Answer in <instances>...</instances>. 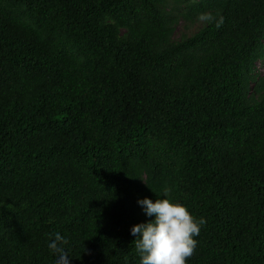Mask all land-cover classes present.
Here are the masks:
<instances>
[{
  "label": "trees",
  "instance_id": "1",
  "mask_svg": "<svg viewBox=\"0 0 264 264\" xmlns=\"http://www.w3.org/2000/svg\"><path fill=\"white\" fill-rule=\"evenodd\" d=\"M165 1L0 0V264H139L162 197L187 264H264V0H173L213 17L178 44Z\"/></svg>",
  "mask_w": 264,
  "mask_h": 264
},
{
  "label": "clouds",
  "instance_id": "2",
  "mask_svg": "<svg viewBox=\"0 0 264 264\" xmlns=\"http://www.w3.org/2000/svg\"><path fill=\"white\" fill-rule=\"evenodd\" d=\"M202 22L213 19L208 14L197 17ZM223 23L221 17L218 24ZM149 222L140 223L130 228V235L136 237L135 248L139 255V264H187L194 254L202 227L206 220L195 218L188 208L181 203H173L166 197L153 200H137ZM68 240L59 232L50 237L47 244L54 264H69L67 252Z\"/></svg>",
  "mask_w": 264,
  "mask_h": 264
},
{
  "label": "rangeland",
  "instance_id": "3",
  "mask_svg": "<svg viewBox=\"0 0 264 264\" xmlns=\"http://www.w3.org/2000/svg\"><path fill=\"white\" fill-rule=\"evenodd\" d=\"M183 5H177L173 0H166L164 4V10L172 18L175 19L173 25V36L171 42L173 44L181 43L184 40L193 38L199 34L206 26L207 22L197 21H188L184 18L183 15ZM121 34L124 35V31H121ZM263 55H264V41H263ZM255 75L257 81L264 82V59L256 62L255 64ZM252 89L255 87V83L251 85Z\"/></svg>",
  "mask_w": 264,
  "mask_h": 264
}]
</instances>
